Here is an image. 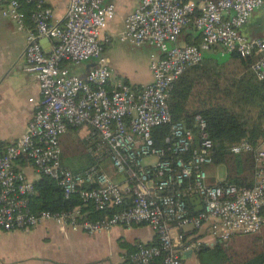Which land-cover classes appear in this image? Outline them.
<instances>
[{
	"label": "built area",
	"instance_id": "2783aa9c",
	"mask_svg": "<svg viewBox=\"0 0 264 264\" xmlns=\"http://www.w3.org/2000/svg\"><path fill=\"white\" fill-rule=\"evenodd\" d=\"M48 1L0 0V17L26 30L24 56L41 94L26 132L0 149V229L27 230L52 221L94 235L146 225L158 243L139 245L124 257L129 264H151L159 258L161 264H184V256L203 244L259 233L264 228V149H253L244 141L230 149L234 155L253 154V187L209 183L206 167L213 165V143L206 121L195 117L196 140L182 122L172 120L168 101L179 77L215 48L221 57L257 58L251 69L258 81H264V36L242 33L253 13L264 11V0H138L135 10L122 19L119 41L159 53L150 57L152 82L139 87L110 84L103 51L111 38L104 31L116 16L115 0L105 6L107 0H68L61 23L53 21ZM22 5L33 7L31 26H26ZM189 25L200 38L198 46L178 45ZM42 39L53 42L49 54ZM88 60L94 65L83 77L71 72L69 66ZM162 126L169 127L165 148L155 146L152 135ZM69 128L85 130L87 152L95 161L82 174L61 163L60 139ZM20 159L28 160L39 177L54 180L64 199L78 195L95 212L120 211L95 221L85 218L80 207L33 213L34 182L15 169ZM104 163L122 183L105 172ZM194 198L202 206L197 213V206L188 205ZM186 227L190 230L183 232Z\"/></svg>",
	"mask_w": 264,
	"mask_h": 264
},
{
	"label": "trees",
	"instance_id": "16d2710c",
	"mask_svg": "<svg viewBox=\"0 0 264 264\" xmlns=\"http://www.w3.org/2000/svg\"><path fill=\"white\" fill-rule=\"evenodd\" d=\"M22 9L29 19L33 7L22 5ZM183 39V44H200V38L191 25L184 31ZM217 51L220 50L215 48L207 52L209 54L203 56L200 64L185 71L173 84L168 101L170 115L173 121L182 122L190 129L196 140L198 129L194 119L200 116L205 120L207 136L213 143L212 166L224 165L226 168L222 184L251 188L255 183L253 154L234 155L230 149L243 141L253 149L264 145V81H258L251 69L257 58H240L231 54L220 61L210 55ZM168 134V126L155 128L152 132L155 146L165 148L164 139ZM83 141L78 139L73 128H69L60 139L61 163L76 174L84 173L95 164ZM82 157L86 160L84 164L76 168L68 164ZM34 187L35 195L30 200L33 213L66 212L80 207L85 218L95 221L120 211L112 208L106 213L95 212L91 205H84L78 195L66 200L56 182L47 177L40 176ZM188 205L191 208L190 201ZM259 233L233 235L225 242L203 244L193 252L197 264H264V235ZM157 243L154 235L151 243L140 245L149 247ZM137 247L129 254L134 253ZM161 261L159 258L151 264H161Z\"/></svg>",
	"mask_w": 264,
	"mask_h": 264
},
{
	"label": "crops",
	"instance_id": "0c3cea01",
	"mask_svg": "<svg viewBox=\"0 0 264 264\" xmlns=\"http://www.w3.org/2000/svg\"><path fill=\"white\" fill-rule=\"evenodd\" d=\"M109 3L107 0L103 6ZM67 5L68 0L48 1L47 6L52 12L54 22L61 23L64 20ZM137 5L138 0H115L116 16L107 23L104 31L111 38V43L104 47L103 52L111 71L112 85L118 84L115 83L113 75L120 72L109 66L110 58L106 55V48L121 37L124 31L122 19L133 12ZM25 20L26 26H31L30 20ZM262 36L264 34L248 35L250 38ZM183 41L180 38L178 45H183ZM52 44L50 41L47 48L51 49ZM25 47L26 30H19L11 20L0 17V149L14 144L26 132L35 111V104L41 99L38 81L28 68L24 56ZM152 54L159 53L151 52L149 63ZM93 65L94 60H88L78 66L69 67L74 75L83 77ZM147 70L149 78L145 83L127 85L139 87L150 84L152 76L149 64ZM79 134L85 136V130ZM14 167L29 181L35 182L39 179L32 164L26 159L16 161ZM209 168L206 167L208 182L219 183L211 180L215 173L214 166L210 170ZM111 177L122 183V177L116 173L112 172ZM118 177L121 180H117ZM144 232L146 236H143ZM153 239L154 233L146 225H135L129 229L115 227L108 232L87 235L46 221L33 229L13 232L0 229V264H124L127 254L140 244L151 243ZM193 256L194 253H187L184 261Z\"/></svg>",
	"mask_w": 264,
	"mask_h": 264
},
{
	"label": "rangeland",
	"instance_id": "374dc122",
	"mask_svg": "<svg viewBox=\"0 0 264 264\" xmlns=\"http://www.w3.org/2000/svg\"><path fill=\"white\" fill-rule=\"evenodd\" d=\"M243 34L259 36L264 34V11L263 9L257 10L253 13L252 18L249 23L244 27ZM183 39V37H182ZM156 51L154 48L149 46H142L139 48H131L128 45L119 41V38L115 40L113 45H110L106 48V55L110 58V67L115 68L119 74H114L113 78L115 79V83L118 84H136V83H145L149 78V72L147 70L149 64V55L151 52ZM209 53H205L204 55H208ZM203 55V56H204ZM214 58L224 61L228 58V55L221 57L220 51L216 53H210ZM77 132L78 139L84 140V135L79 134ZM85 141V140H84ZM83 141V142H84ZM87 148V144L84 145ZM264 149V145L261 146ZM86 160L82 158H76L68 162L71 164L72 168H76L81 164H84ZM105 172L111 177V173L114 172L111 166L108 163H104ZM211 167L209 168V170ZM214 176H211L212 181L223 182L226 177V168L224 165L214 166ZM112 178V177H111ZM117 180H121V177H118ZM183 232L189 231L190 228L186 227L182 229ZM145 231V230H143ZM142 231V232H143ZM177 230H173L172 234H177ZM263 232V233H262ZM259 234L264 235V230ZM262 235V236H263ZM143 236H146V233H143ZM197 260L195 256L191 259H187L184 261V264H197Z\"/></svg>",
	"mask_w": 264,
	"mask_h": 264
},
{
	"label": "water",
	"instance_id": "95a60500",
	"mask_svg": "<svg viewBox=\"0 0 264 264\" xmlns=\"http://www.w3.org/2000/svg\"><path fill=\"white\" fill-rule=\"evenodd\" d=\"M49 42H50V40H48V39H42V40L40 41V44H41V46H42V48H43V50H44V52H45L46 54H49V53H50V48H49V49L47 48V44H48ZM28 68H29V67H28ZM190 202H191L192 205L197 206V207H195V212H196V213L202 210V206L199 205L200 201H199L198 198L191 199Z\"/></svg>",
	"mask_w": 264,
	"mask_h": 264
}]
</instances>
